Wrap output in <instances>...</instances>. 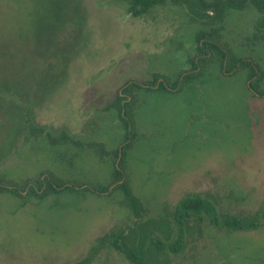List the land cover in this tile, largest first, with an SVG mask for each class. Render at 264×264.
I'll return each instance as SVG.
<instances>
[{
  "label": "rangeland",
  "instance_id": "obj_1",
  "mask_svg": "<svg viewBox=\"0 0 264 264\" xmlns=\"http://www.w3.org/2000/svg\"><path fill=\"white\" fill-rule=\"evenodd\" d=\"M79 3L80 26L63 25L64 19L76 17ZM191 19L185 8L172 4L136 19L127 5L112 0H0V84L15 79L26 59L33 67L55 68L61 85L51 94L31 96L25 109L31 108L36 127L55 137L67 131L83 144H53L42 134H32L29 122L12 144L14 123L1 116L0 176L21 183L49 170L76 185L108 186L120 163L112 152L124 137L108 106L129 81L144 82L154 74L174 81L190 68L196 35L204 28ZM56 20L61 21L53 41L74 46L67 56L35 61L39 30ZM263 24L264 14L250 1L243 10L229 13L223 41L239 58L254 60L264 71ZM246 76L240 73L222 85L214 81L199 87L200 99L190 86L178 95L138 94L139 138L127 169L130 188L145 206V223L164 219L175 228L170 213L195 195L209 197L223 217L261 214L264 98L250 92ZM9 98L20 103L16 95ZM108 197L66 193L45 200L32 197L23 204L9 193L1 195L0 264L84 260L99 238L126 231L136 221L123 193ZM186 237L181 254L163 259L170 264H264V221L257 230L231 232L212 226L205 216L204 222L191 223ZM92 264L128 262L107 248Z\"/></svg>",
  "mask_w": 264,
  "mask_h": 264
},
{
  "label": "trees",
  "instance_id": "obj_2",
  "mask_svg": "<svg viewBox=\"0 0 264 264\" xmlns=\"http://www.w3.org/2000/svg\"><path fill=\"white\" fill-rule=\"evenodd\" d=\"M116 3H123L128 7V14L133 18L141 19L152 13L157 8L172 4L185 8L192 17V22L204 26L196 35V53L188 59L190 68L183 70L178 77L172 81L159 74L152 75L147 81H129L118 93L116 100L110 104L107 111H113L119 121L120 130L123 132V141L112 152L119 166L114 167L111 182L106 187H95L76 185L64 177L58 176L53 171L38 173L21 183H17L0 176V196L10 194L19 202L35 197L45 200L46 197H55L66 193H87L98 196L109 195L108 198L121 192L125 198V206L128 207L135 218L133 227L126 231H112L97 240L90 254L75 264H92L95 258L104 249H112L121 254L128 264H170V260L163 256L181 254L187 244L190 225L193 222H204V217L212 226L227 229L231 232H244L257 230L264 221V208L261 214L255 218L223 217L218 213L213 201L207 196H189L177 205L170 213L171 222L161 219L152 223L144 222L145 206L142 200L136 196L130 185L127 169V158L138 142L139 134L135 124L136 104L139 100L138 94H170L178 95L184 93L188 86L207 87L212 82H219L221 85L228 79L245 73L247 76L248 89L253 95L264 98V71L260 65L252 59L239 58L233 50L223 41L224 24L233 10H243L250 1L258 10L264 12V1L262 0H112ZM81 3L79 9L75 10V16L64 19L63 25L76 23L80 26ZM76 18V19H75ZM78 19V20H77ZM58 23L49 22L47 27L41 28L38 33V46L35 54V61H50V58H57L60 53L67 56L73 43L65 42L60 44L53 41V37L59 28ZM264 30V24L261 25ZM49 58V59H48ZM32 60L20 62L17 70L19 78L7 80L0 84V117H7L13 121L10 130L11 142L18 133L25 132L27 122L30 124L32 134L44 135L48 141L56 145L70 144L82 147V141L62 131L58 137L49 132L47 128H38L31 108L25 109V104L32 103L30 97L48 95L54 92L57 86L61 85V78L54 73L52 66L43 68L33 67ZM34 61V60H33ZM28 64L30 68L28 67ZM31 69V70H28ZM219 70V71H218ZM16 72V71H14ZM217 73V74H216ZM218 76H220L218 78ZM33 85V86H32ZM34 90L36 93H32ZM196 93L202 95L200 88ZM16 95L20 103L12 101L9 97ZM8 97V98H7ZM199 99L200 97L197 96ZM195 99H198V98ZM206 98L202 96V99ZM25 109V110H24ZM16 141V139H15ZM53 145V146H56ZM103 153L106 154L104 150ZM115 188L111 191V188ZM161 235V236H160ZM173 235L176 239L172 241Z\"/></svg>",
  "mask_w": 264,
  "mask_h": 264
},
{
  "label": "flooded vegetation",
  "instance_id": "obj_3",
  "mask_svg": "<svg viewBox=\"0 0 264 264\" xmlns=\"http://www.w3.org/2000/svg\"><path fill=\"white\" fill-rule=\"evenodd\" d=\"M235 11V10H234ZM260 13H262V14H264V12H261L260 10H258ZM191 88H192V90H191V92H193V93H195L196 92V90L195 89H198L199 87H197V86H190ZM197 96H199L198 94H196L195 96H194V98H196ZM198 98V97H197Z\"/></svg>",
  "mask_w": 264,
  "mask_h": 264
},
{
  "label": "water",
  "instance_id": "obj_4",
  "mask_svg": "<svg viewBox=\"0 0 264 264\" xmlns=\"http://www.w3.org/2000/svg\"><path fill=\"white\" fill-rule=\"evenodd\" d=\"M114 188H115V186L111 188V191H112Z\"/></svg>",
  "mask_w": 264,
  "mask_h": 264
}]
</instances>
